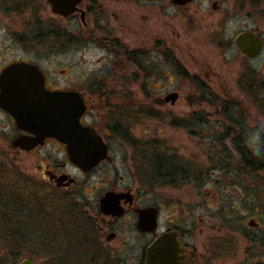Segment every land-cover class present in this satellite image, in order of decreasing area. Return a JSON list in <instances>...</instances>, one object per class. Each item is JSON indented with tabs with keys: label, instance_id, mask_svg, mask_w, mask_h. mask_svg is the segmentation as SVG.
I'll return each mask as SVG.
<instances>
[{
	"label": "rangeland",
	"instance_id": "374dc122",
	"mask_svg": "<svg viewBox=\"0 0 264 264\" xmlns=\"http://www.w3.org/2000/svg\"><path fill=\"white\" fill-rule=\"evenodd\" d=\"M31 1V7L38 5L35 15L32 9L25 11L19 5L16 7L23 13L0 9V69L12 61L31 60L41 68L49 84L56 87L106 88L116 97L108 96L110 103L106 104L97 100V111L91 114L92 120H98L96 126L101 133L121 122L135 140L141 141L140 145L163 153L171 162L184 165L197 176L195 182L180 183L177 187L159 185L150 180L148 154L143 156L140 150L116 140L113 161L102 164L90 177L68 168L80 178V187L85 192L112 183L131 187L139 194L143 207L160 205L164 218L191 228L189 240L200 250L209 251L211 247L218 253L221 249L229 252L231 247L238 250L248 245L246 238L235 230H248L252 218L264 230V204L249 200L255 192L252 187L255 174L239 172L236 155L226 157L209 151L212 147L209 139L214 132L197 119L191 122L196 117L193 114L200 118L202 112L212 122L221 116L215 106L202 103L195 84L183 75L186 70L200 75L215 71L223 79L221 83L236 89L239 77L249 67L255 71L256 86L260 85L261 79L264 80V50L259 58L246 61L233 45V39L240 32L252 31L264 42V0H220L218 11L211 10L214 0H196L186 9H176L168 0H85L87 27L82 25L79 14L63 18L53 14L44 0ZM49 29L66 33L73 42L59 50L33 45L31 41ZM114 42L121 47L111 45ZM128 53H134L136 61L129 59ZM173 92L180 96L176 104L165 103V97ZM232 94L239 97L247 121L264 129V101L253 103L240 89ZM261 94L264 97V91ZM107 105L115 108L104 107ZM191 131L203 135L191 136ZM12 134L10 120L0 113V162L4 165L7 162L13 170L17 167L27 176L26 159L1 155L7 153L6 143ZM35 176V179L42 177L39 173ZM49 189L52 193L43 194L48 196L40 197L38 202L50 205L54 202L63 209L58 217L63 220L64 233L70 237L61 239V243L58 240L53 249L54 241L47 233L46 245L51 247L47 252L55 250L54 256L45 254L39 244L25 238L13 240L21 251L15 264L24 259H31L33 264H91L84 257L87 247L82 249L79 244L86 240L84 236L93 234V222L83 214L87 213V207L72 205L66 194L53 187ZM79 197L77 201L83 196ZM123 221L119 229L121 237L105 245L112 249V256L119 258V264H137L139 248L119 251L122 242L134 238L131 221ZM15 224L14 232L24 230ZM229 255L214 259L212 264H233Z\"/></svg>",
	"mask_w": 264,
	"mask_h": 264
},
{
	"label": "flooded vegetation",
	"instance_id": "af4514ba",
	"mask_svg": "<svg viewBox=\"0 0 264 264\" xmlns=\"http://www.w3.org/2000/svg\"><path fill=\"white\" fill-rule=\"evenodd\" d=\"M174 1L175 0H168V4L176 9H186L196 2V0H191L186 5H180L176 4ZM31 6L28 9H32L33 14L35 15L38 5L37 7L36 4L34 7ZM82 8L87 12V8L84 7V2L82 4ZM219 9L220 0L212 1L211 10L218 11ZM253 33L261 38V36L257 33ZM239 34H237L236 37ZM37 36L39 37L36 38V40L31 41L34 43L33 45H39V47L47 48L46 32H41ZM235 38L233 39V45L237 48L239 54L244 60L251 61L260 57L262 53L255 58H250L241 54L237 44L235 43ZM261 40L263 42L262 38ZM15 62H26L37 65L31 60L25 59L12 61L0 69V75L7 66ZM39 69L41 70L40 67ZM186 71L183 75L195 84V88L200 94L202 103H207L209 107L215 106L218 114L221 116L220 119L212 122L208 121V118L204 117L201 112L202 117H200L199 122H203V124L211 129V131L214 132L213 134H215L210 136L209 141H211L212 147L209 151L214 154V150H217V154L226 157L236 155L238 158V171L241 173L255 174V182L252 186L255 192L251 195L252 198H249V200L255 201L257 204H264V129L261 125L258 126V124H251V122L247 121L243 112L244 107H241L239 104V97L236 95L233 96L232 94L233 91L238 90L239 92L240 89L246 97H248V100L253 103H257L259 101L263 102L264 97L261 92L264 91V80L261 79L260 85L256 86L255 71L246 67L245 72L239 77L236 89H234L227 83H221L223 79H221L218 72L207 71L203 75H200L198 73H187ZM44 78L46 88L50 91H75L81 94L87 108L84 115L80 119V123L84 127L93 128L101 136L103 142L107 145L109 158L102 160L97 166L90 170H83L70 160L67 144L57 137H46L38 144L32 145L27 144L25 146H21L19 144H14V141L17 138H32L34 135L19 129L14 118L0 107V113L5 114L13 126V134L6 143L7 153L5 154V152H1V155L4 157L6 156L7 158L13 157L14 159L19 160L26 159L28 163L26 166V173L32 181L45 184L50 188L53 187L62 194H66V198L70 199L69 202H71L72 205H82L87 207V213L83 214L93 222V230H91L93 234L91 233L92 235L89 238H86L82 244L84 248L87 247V251L85 252L87 254V262L91 264H119V258L112 256V249L110 247H106L105 244L111 245L112 242H115L121 237L119 230L121 222L128 219V221H131L133 226L131 232L133 233L134 238L130 239L132 241L125 240V242H122L123 246L119 251H133L134 249L139 248L140 254L137 264H146L148 248L159 238L170 234H176L178 242L180 243V247L178 248V257L180 258L179 264H212L214 259L225 258L229 253V258L231 256L234 261L233 264H264V230L260 229L261 224L256 221L255 218H252L248 223V230H235V232L240 233L244 236V238H246L248 245L241 246L239 248L240 251L239 249L236 250V247H231L229 248V252L221 249L218 253L215 251V248L209 247V251L205 248L200 250L196 244H192L189 240L193 234L191 228L187 225H175L171 219L164 218L162 216V209L160 205L147 206L157 208V228L153 232L141 231L138 228L139 210L147 207H143L141 205L139 201V194L131 187L123 188L117 185V183H112L110 186H94L92 188L93 191L88 192L89 194L85 192L80 187V178L77 175H73L69 171L70 168L78 171L84 177H90L97 171V169H99V167H101L102 164L113 161L111 155L113 153L114 141L119 140L124 142L133 150H135V147L127 143L122 133H111L110 129L117 131L116 126L114 128L109 126V129H105V131L101 133L96 126L98 120L91 119V114L97 111V100L100 102V98L102 97V95L100 96L98 93H102L104 90L109 92L106 88L99 86H85L83 88L71 89L59 88L55 85L49 84L45 74ZM217 79L220 80L221 84H218H220L221 87L216 83ZM244 105L247 107L248 103L245 102ZM104 107H109L110 109L115 108L110 105ZM230 113L233 114L234 117H229ZM186 126L188 125L186 124ZM254 131L257 132V135H255ZM197 134L201 136L203 135V133H199L197 131H191L189 133L191 136H196ZM255 136H257V138H255ZM235 141L243 142V145L247 148L250 154V163L253 165H249L248 167L239 165L240 155L236 145L234 144ZM228 142H231L232 145H228ZM15 169L18 168L15 167ZM35 173H39L42 177L40 179H35L37 178ZM86 180L87 179L85 178V182ZM83 183L84 182L82 181V184ZM108 193L123 195L120 200V206L124 209V214L122 216L107 215L102 212L101 200ZM85 195L89 196L86 197ZM79 196H83L81 201H77V199L80 198ZM109 238L111 239L109 240ZM226 249L228 250V248Z\"/></svg>",
	"mask_w": 264,
	"mask_h": 264
},
{
	"label": "water",
	"instance_id": "95a60500",
	"mask_svg": "<svg viewBox=\"0 0 264 264\" xmlns=\"http://www.w3.org/2000/svg\"><path fill=\"white\" fill-rule=\"evenodd\" d=\"M44 1L53 14L63 18L79 14L82 25L88 26L87 12L82 8L85 0ZM189 1L174 2L186 5ZM235 43L240 53L250 58L258 57L263 52L261 38L251 31L240 33ZM0 90V107L14 118L19 129L34 135L32 138H17L14 144L32 145L46 137H57L67 144L70 160L83 170H90L109 158L107 145L101 136L93 128L80 123L87 108L81 94L48 90L44 74L37 65L15 62L7 66L0 75ZM179 97L177 92L169 93L165 102L175 105ZM122 196L108 193L101 200L102 212L122 216ZM157 214L155 207L139 210L138 228L153 232L157 228ZM179 247L176 234L159 238L148 248L146 264H179ZM18 264H33V261L24 259Z\"/></svg>",
	"mask_w": 264,
	"mask_h": 264
},
{
	"label": "trees",
	"instance_id": "16d2710c",
	"mask_svg": "<svg viewBox=\"0 0 264 264\" xmlns=\"http://www.w3.org/2000/svg\"><path fill=\"white\" fill-rule=\"evenodd\" d=\"M17 5L22 6L23 10L26 11L27 8L31 6V0H0V9L7 12L18 11L23 13L24 11L22 9L16 7ZM46 42L48 47L59 50L62 49L63 46H66L67 43L71 44L73 39L71 36L59 30L49 29L46 32ZM116 42L111 43V45L121 47L119 43ZM134 55V53H128L129 59L131 58L133 61H136ZM106 83L102 85L106 86ZM111 93L112 92H107L106 90L102 91V93H98L100 96L102 95L100 102L102 104L110 103L108 96L111 97ZM134 116L137 117V115ZM193 116V120L190 119L191 122L196 121V119L199 121V115L193 114ZM229 117H234V115L230 113ZM121 124L120 122L116 125L117 131L110 129L111 133H122L127 143L135 147L136 151L140 150L143 156L144 154H148L147 166L150 167L152 172L150 180L157 182L159 185L170 187H177L180 183L187 184L192 181L195 182L197 176L194 175L192 171L186 169L182 164H174L163 153H154L155 150L151 147L147 148L143 143L140 145L141 141L134 140L129 129L125 126H121ZM179 124L180 123L177 125ZM183 126H186V124ZM234 144L240 155L239 165L244 167L253 165L250 163V154L243 145V142L235 141ZM214 151L216 152V150ZM51 191L52 190L45 184L35 183L28 176H24L20 171L16 169L13 170L7 162H5V165L0 162V264H15L21 254V251H19L20 248L13 245V240H23V238H25L26 241L35 242L37 245L39 244L45 254L54 256V253H57L53 250L56 247V242L70 237L69 235L66 236V233H64L65 230L62 228L63 220H60L58 217L59 212L63 209H60L59 205L54 202H52V205L46 204L47 202L45 201L38 202L40 197L44 198L48 196L43 194H51ZM14 223H16V227H23L24 230H15L14 232ZM47 233L50 235L51 242L54 241L51 244V246H53V253L49 252V254L47 251H49L51 247L48 248L46 245L47 242L45 239L47 238ZM84 237L89 238L87 236ZM68 242H70V240ZM69 244L70 243H67V245ZM79 244L80 247L84 249L82 246L83 241ZM80 253H77L78 257H80ZM82 254L84 255V252ZM85 256H87V254H85L84 257ZM85 259L87 258L85 257ZM85 261L87 262V260ZM51 262H54V260ZM81 264H83V262H81Z\"/></svg>",
	"mask_w": 264,
	"mask_h": 264
}]
</instances>
